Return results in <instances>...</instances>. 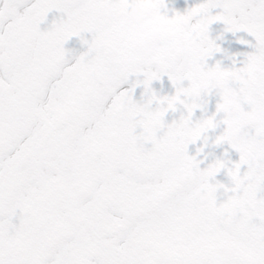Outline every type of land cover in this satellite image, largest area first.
<instances>
[{"label": "snow or ice", "instance_id": "6c2138e0", "mask_svg": "<svg viewBox=\"0 0 264 264\" xmlns=\"http://www.w3.org/2000/svg\"><path fill=\"white\" fill-rule=\"evenodd\" d=\"M0 264H264V0H0Z\"/></svg>", "mask_w": 264, "mask_h": 264}, {"label": "bare ground", "instance_id": "6f19581e", "mask_svg": "<svg viewBox=\"0 0 264 264\" xmlns=\"http://www.w3.org/2000/svg\"><path fill=\"white\" fill-rule=\"evenodd\" d=\"M199 2V0H169V3L171 6L183 10L186 7H189L195 3ZM152 17H153V12L150 9L147 8H133L131 11L128 12L127 17L124 22V31H132L136 30L137 28H142L145 29L148 25L152 23ZM148 35V39H152L150 42V46L157 45L159 42L161 36L160 34L156 37L157 32H150ZM153 35V36H152ZM144 44V41L142 39H139L136 44V52L138 54H142L140 51H138V48L141 47ZM224 48L229 51V53L233 51H242L239 46L232 44V45H227L224 43ZM180 56H177L176 58L179 59L177 62H182V59L180 60ZM224 59V58H223ZM190 59H187L181 68L185 67L189 63ZM226 60V59H225Z\"/></svg>", "mask_w": 264, "mask_h": 264}, {"label": "rangeland", "instance_id": "374dc122", "mask_svg": "<svg viewBox=\"0 0 264 264\" xmlns=\"http://www.w3.org/2000/svg\"><path fill=\"white\" fill-rule=\"evenodd\" d=\"M143 30L144 29H142V28H137L136 30L134 29V30H132V31H124L126 34H128V35H132V36H140L142 33H143ZM154 32H157V35H156V37H154V38H157V36L160 34V32L159 31H154ZM150 32H148V33H145V34H143V36H142V40L144 41V44L141 46V47H139L138 48V51H140L141 53H144L145 51H148V50H150V49H152V48H154L156 45H154V46H150L149 44H150V42H151V40L152 39H148V35L147 34H149ZM217 35H219V32H217ZM153 36V35H152ZM227 45H232V44H230V43H227V42H225ZM180 57V60L182 59V62L180 63V62H177L179 59H177V58H175V60H174V63L176 64V65H178L179 67L180 66H182V64H184L185 63V61L187 60V59H190V56L188 55V54H181V55H179ZM221 59H223V58H221ZM225 63H228V61L227 60H225Z\"/></svg>", "mask_w": 264, "mask_h": 264}]
</instances>
